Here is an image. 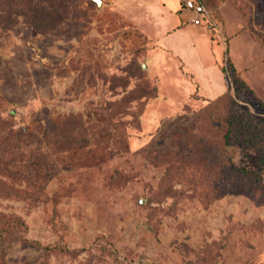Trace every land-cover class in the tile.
Returning <instances> with one entry per match:
<instances>
[{
    "label": "rangeland",
    "instance_id": "obj_1",
    "mask_svg": "<svg viewBox=\"0 0 264 264\" xmlns=\"http://www.w3.org/2000/svg\"><path fill=\"white\" fill-rule=\"evenodd\" d=\"M10 1L0 221L26 230L0 264H264V139L225 138L241 114L264 134V0L199 26L184 0H32L38 28Z\"/></svg>",
    "mask_w": 264,
    "mask_h": 264
},
{
    "label": "trees",
    "instance_id": "obj_2",
    "mask_svg": "<svg viewBox=\"0 0 264 264\" xmlns=\"http://www.w3.org/2000/svg\"><path fill=\"white\" fill-rule=\"evenodd\" d=\"M10 1V0H9ZM204 7L205 9H207L206 7L209 6V2L208 0H198ZM9 7H11V5H14L21 13H25L26 15L29 14V17L31 18L33 22V25H35V27H41L43 25H46L47 26V23L50 22L51 20H49L50 16L52 14H54L53 12L56 11V8L54 5H49L47 8H44L42 12L40 9H38V7H35L32 3V0H15V2H9L8 3ZM27 13H26V11ZM32 14V15H31ZM42 14H45L46 15V19H40L38 20L40 17L39 16H42ZM209 19V17H208ZM37 20V22H36ZM222 71L223 72H229L233 75L234 73V70H233V67L231 65V63H227L224 67H222ZM14 114V111H12L10 113V115L12 116ZM238 118H239V123H237V120L231 118V117H228L227 118V121H228V124H229V127H228V130H227V133L225 134V138H230L231 136H233L234 134H237L241 137L242 141L244 140H247L245 138V136L243 135L244 133L242 132H237V126L241 127L242 130L243 128H248V129H252V135H254V140L257 141V138L258 137L261 141H263L264 139V134L261 133V130L259 129L260 127L258 126V124H255V125H252L251 127V124H246L244 122V118L241 115H238ZM0 124H7L6 122V119L2 118L0 119ZM24 129H19V130H16V134H21V132H23ZM251 135V136H252ZM252 138V139H253ZM258 142V141H257ZM246 143H249V142H246ZM264 147V146H263ZM264 158V155L262 156V159ZM264 161V159L262 160ZM235 172H236V175L237 173L238 174H244L246 176L249 177V181H255V180H258V181H261V179L259 177H256V174L252 171H249L247 170L246 168H240L237 170V168H234ZM180 192H178L177 190H174L172 186H170V188L166 189L164 194L165 195H168V197H176V194H179ZM26 230V226L25 224L20 220V219H17V218H10V219H5L3 221H0V240L1 239H4L5 237H7L8 235H10V233L13 231H18V232H24ZM34 243V242H33Z\"/></svg>",
    "mask_w": 264,
    "mask_h": 264
},
{
    "label": "built area",
    "instance_id": "obj_3",
    "mask_svg": "<svg viewBox=\"0 0 264 264\" xmlns=\"http://www.w3.org/2000/svg\"><path fill=\"white\" fill-rule=\"evenodd\" d=\"M183 8L190 14L192 25L199 26L203 21H208V12L198 0H184Z\"/></svg>",
    "mask_w": 264,
    "mask_h": 264
},
{
    "label": "water",
    "instance_id": "obj_4",
    "mask_svg": "<svg viewBox=\"0 0 264 264\" xmlns=\"http://www.w3.org/2000/svg\"><path fill=\"white\" fill-rule=\"evenodd\" d=\"M97 4H99V1H97Z\"/></svg>",
    "mask_w": 264,
    "mask_h": 264
}]
</instances>
